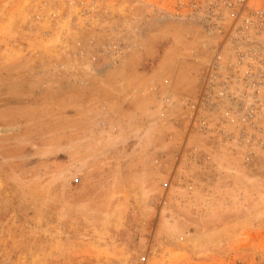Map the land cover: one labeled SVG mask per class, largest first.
Here are the masks:
<instances>
[{"label":"rangeland","instance_id":"1","mask_svg":"<svg viewBox=\"0 0 264 264\" xmlns=\"http://www.w3.org/2000/svg\"><path fill=\"white\" fill-rule=\"evenodd\" d=\"M140 2L0 0V264H182L172 246L199 250L217 211L246 217L225 229L229 264H264V153L190 133L206 51L188 25L140 40L156 1Z\"/></svg>","mask_w":264,"mask_h":264},{"label":"built area","instance_id":"2","mask_svg":"<svg viewBox=\"0 0 264 264\" xmlns=\"http://www.w3.org/2000/svg\"><path fill=\"white\" fill-rule=\"evenodd\" d=\"M137 24L140 40L156 24L192 26L189 33L200 43L196 49L206 53L197 96L183 105L187 128L216 139L219 146L240 150L244 163L252 164L258 152L264 153V0L158 2ZM153 96L164 110L176 107L158 84ZM198 155L192 146L188 159L197 162ZM206 161L210 156L202 158Z\"/></svg>","mask_w":264,"mask_h":264},{"label":"crops","instance_id":"3","mask_svg":"<svg viewBox=\"0 0 264 264\" xmlns=\"http://www.w3.org/2000/svg\"><path fill=\"white\" fill-rule=\"evenodd\" d=\"M134 1L136 3H141L140 1H147V0H134ZM150 1H153V2L156 1V3H158L159 1L165 2L166 0H150ZM199 196H203V200L191 206V209L193 207L194 212H197V213L202 212L203 209L206 207L204 204H202V202H204V199H205V202L206 201L211 202L212 199L214 200L218 196H221V194H215V192H212L211 190H207L206 192L197 193V197ZM237 207L239 206H236L235 207L236 209L233 210L235 214L239 212V208ZM220 213L222 212L217 211L215 213L216 220H212L214 223L213 227L218 228L220 232H218L216 236H214V233L216 231L212 232V234L208 233L207 240H201L204 242V245L199 250H195L191 246H183L178 242L174 243L175 245H173L172 247H174L180 253H186L189 257V259L182 261V264H187L188 262L187 260L191 261V263H188V264H229L231 262L233 263L234 256L230 258L227 257L229 253H231V250H229L227 246L226 247L224 245L222 246L221 241L224 240L223 235L226 232L225 229L235 228L237 226V223L240 222V220H244V218L246 217H245V214L243 213L244 216H242L241 218L237 216H233V218L235 219L231 221V223H225L223 225H218V224H215L216 221H220L223 219V216H220ZM227 213H233V212L230 210ZM245 220L247 221V219Z\"/></svg>","mask_w":264,"mask_h":264}]
</instances>
